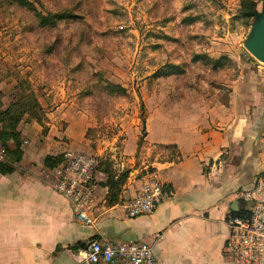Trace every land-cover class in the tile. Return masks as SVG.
<instances>
[{
  "label": "rangeland",
  "instance_id": "374dc122",
  "mask_svg": "<svg viewBox=\"0 0 264 264\" xmlns=\"http://www.w3.org/2000/svg\"><path fill=\"white\" fill-rule=\"evenodd\" d=\"M252 20L241 0H0V160L18 167L25 151L48 175L49 152L88 156L87 185L116 204L129 177L160 179L159 162L176 159L154 136L198 121L225 137L223 160L244 163L253 146L261 172L264 61L243 44Z\"/></svg>",
  "mask_w": 264,
  "mask_h": 264
},
{
  "label": "crops",
  "instance_id": "0c3cea01",
  "mask_svg": "<svg viewBox=\"0 0 264 264\" xmlns=\"http://www.w3.org/2000/svg\"><path fill=\"white\" fill-rule=\"evenodd\" d=\"M153 139L173 143L178 151L176 159L159 162L162 200L150 213L129 216L125 204L141 179L129 177L116 204L105 201L99 185L91 223L75 217L69 199L48 178L50 169L43 174L24 151L20 166L0 172V264H102L86 260L82 247H70L92 239L147 241L157 264H243L225 251L224 242L231 203L263 169L253 162V146L244 163H234L232 155L223 160L225 137L214 128L203 130L198 121L192 129L169 128Z\"/></svg>",
  "mask_w": 264,
  "mask_h": 264
},
{
  "label": "built area",
  "instance_id": "2783aa9c",
  "mask_svg": "<svg viewBox=\"0 0 264 264\" xmlns=\"http://www.w3.org/2000/svg\"><path fill=\"white\" fill-rule=\"evenodd\" d=\"M3 150L2 145L0 158L4 156ZM91 163V158L78 154L50 168L54 189L69 199L75 217L84 223L93 220L90 210L94 192L93 187L87 185L92 178ZM163 194V182L154 173L149 174L142 178L134 196L125 204V210L129 216L150 213ZM237 198L241 200L238 209L241 212L228 214L224 249L243 264H264V170L255 175L249 186L238 190ZM82 252L92 263L157 264L152 245L144 240L92 239Z\"/></svg>",
  "mask_w": 264,
  "mask_h": 264
},
{
  "label": "trees",
  "instance_id": "16d2710c",
  "mask_svg": "<svg viewBox=\"0 0 264 264\" xmlns=\"http://www.w3.org/2000/svg\"><path fill=\"white\" fill-rule=\"evenodd\" d=\"M256 11H257V7H256V3L254 0H241V12L243 13V15L253 16L256 13ZM0 132H1L0 137H3V140L5 141L6 136L4 135V132L1 130ZM10 136L13 140V147L7 149L8 155L12 160L17 161L20 159L22 155L21 140H20L19 135H17V133L14 131L10 133ZM62 157H63L62 154H59V155L58 154H46L43 159V164L47 167H53L62 160ZM13 169H14V166L11 163L0 160V172L1 173L10 172ZM104 185L108 186L109 189H112L116 185V182L115 181L105 182ZM114 199L116 201L117 198H115L114 192L110 191L106 198L107 203L112 204ZM240 212H241L240 210L230 211V213L232 214L240 213ZM86 245H87L86 242L79 241L77 243L70 245V247L72 249H76L79 246L84 248L86 247Z\"/></svg>",
  "mask_w": 264,
  "mask_h": 264
},
{
  "label": "water",
  "instance_id": "95a60500",
  "mask_svg": "<svg viewBox=\"0 0 264 264\" xmlns=\"http://www.w3.org/2000/svg\"><path fill=\"white\" fill-rule=\"evenodd\" d=\"M243 44L252 55L264 61V4L253 15L250 29L243 40ZM240 203L241 200L239 198L233 200L230 205V210L237 211Z\"/></svg>",
  "mask_w": 264,
  "mask_h": 264
}]
</instances>
